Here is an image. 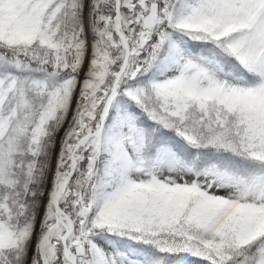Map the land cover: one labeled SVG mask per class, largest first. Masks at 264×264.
Segmentation results:
<instances>
[{
  "label": "snow or ice",
  "instance_id": "obj_1",
  "mask_svg": "<svg viewBox=\"0 0 264 264\" xmlns=\"http://www.w3.org/2000/svg\"><path fill=\"white\" fill-rule=\"evenodd\" d=\"M0 264H264V0H0Z\"/></svg>",
  "mask_w": 264,
  "mask_h": 264
}]
</instances>
